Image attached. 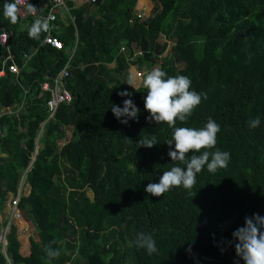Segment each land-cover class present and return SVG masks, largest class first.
<instances>
[{"label":"trees","instance_id":"1","mask_svg":"<svg viewBox=\"0 0 264 264\" xmlns=\"http://www.w3.org/2000/svg\"><path fill=\"white\" fill-rule=\"evenodd\" d=\"M135 1L74 6L64 0L74 26L55 16L60 25L51 34L62 42L59 50L41 43L44 33L39 40L29 38L37 16L18 8V23L12 24L3 13L13 0H0V33H6L20 69L14 74L8 61L3 64L0 106L23 100L16 115L0 116V213L15 193L44 122L24 176L28 189L17 203L36 240L28 238L27 253L21 255L10 224L0 264H45L43 246L51 240L61 249L52 264H244L232 233L244 226L246 216H264V0H151L141 21L133 15ZM130 43L142 55L126 60L118 48ZM73 44L62 81L71 99L44 121L49 93L40 91L39 83H51ZM6 54L0 45V68ZM143 63L157 65L167 76H186L191 90L206 94L176 127L200 129L209 118L220 125L216 148L230 153L228 167L215 174L205 167L196 176L193 197L183 187L161 197L144 190L176 162L168 156L174 144L164 143L173 129L146 120V89L128 84L129 65ZM123 90L131 96L117 95ZM129 98L140 112L122 124L111 107H123ZM257 116L261 123L252 129L247 122ZM66 127H73L76 137L59 144ZM151 135L160 143L138 147L140 137ZM2 217L0 227L6 222ZM138 232L153 234L158 253L148 255L130 244Z\"/></svg>","mask_w":264,"mask_h":264},{"label":"clouds","instance_id":"2","mask_svg":"<svg viewBox=\"0 0 264 264\" xmlns=\"http://www.w3.org/2000/svg\"><path fill=\"white\" fill-rule=\"evenodd\" d=\"M85 2H94V0H80V4ZM18 3L24 5L26 14L37 16L28 28V36L31 39L39 40L42 33L50 31L49 20L39 16L41 8H37L28 0L6 2L3 13L5 18L12 24L18 23ZM134 10L133 15L139 21L148 15V12L144 10L141 12H137V9ZM137 13L141 14L142 17L137 18ZM130 19L133 21V16ZM250 56L251 53H249ZM166 76L165 71L157 68L142 78V86L147 92L144 97V109L149 113L146 120L155 121L159 125L166 123L169 128L173 129L172 138L164 143L169 146L174 144V149H169L168 156L176 164L164 171L158 182L148 183L144 190L154 197H161L173 188L183 187L193 197L196 194V192L195 194L192 193V189L196 185L197 174L204 171L205 167L209 173L215 174L219 169L228 167L231 157L229 152L216 148L220 125L211 118L200 129L176 127L177 121L186 122L193 110L201 103L202 98L206 99L207 97L205 93H197L191 90V80L188 77L177 75L165 78ZM128 84L133 87L131 83ZM117 95L130 97L131 93L123 90L117 92ZM111 111L120 123L127 124L130 119H138L140 109L129 98L123 100V107L112 105ZM247 123L250 128L255 129L259 127L261 119L257 116ZM137 143L138 147L151 148L160 142L155 135H151L140 137ZM195 153H199V155ZM232 237L235 241V253L244 261V264H264V216L258 213H253L251 217L246 216L244 226L233 231ZM230 243L232 242L230 241ZM56 244V240H51L43 246L45 264H52V261L61 255V249L54 246ZM130 244L137 249H144L148 255L158 253L157 242L152 233L138 232Z\"/></svg>","mask_w":264,"mask_h":264},{"label":"built area","instance_id":"3","mask_svg":"<svg viewBox=\"0 0 264 264\" xmlns=\"http://www.w3.org/2000/svg\"><path fill=\"white\" fill-rule=\"evenodd\" d=\"M93 1V0H90ZM13 2H16V0H13ZM29 3L35 5L37 8H41V11L44 10V13L41 15L43 18L49 20L50 23V31L44 33V36L41 40L42 44H46L54 49H61L62 48V42L55 37L54 35L51 34L52 30L57 28L56 24L54 23L55 16L58 15L60 12L64 14L65 16V23L67 22L71 23L74 26V16L71 14L70 9L71 7L67 6L64 2V0H48L47 3H41V2H36L34 0H28ZM23 4L18 3V8L21 10L23 8ZM31 15V14H30ZM59 17V16H58ZM137 18H141V14L137 13L136 14ZM132 19H129V22H131ZM75 44V41H74ZM74 44L71 48L67 49L66 51L68 52L69 56L67 61L65 62L64 66L61 68V70L53 77L51 78V83L48 81H42L39 83V89L42 92H48L49 97L45 101V106L47 109V117L44 121L52 117L53 113L55 112L57 106L62 103H68L71 99V95L68 90H66L62 86V81L63 78L68 75V71L66 68V65L68 63V60L72 56L73 50H74ZM0 45L3 46L7 54L4 57L2 63H1V68H0V76L3 75L4 69H3V64L5 62H9L7 64V70L9 72H12L14 74H17L19 72V67L16 65V63L12 59V54L8 51V45H7V39H6V33L1 32L0 33ZM118 53H122L125 56L126 60H133L136 56L142 55V51L136 47L135 43H130L129 47L125 45H120L118 48ZM29 55L25 56L24 58L27 59ZM25 63V60L22 61V64ZM132 66V65H129ZM137 76H140V71L137 70L135 73ZM24 92V91H23ZM23 108V100L19 102L18 104H13L10 106L6 107H0V116L2 115H11L14 114L16 115L19 111H21ZM44 123V122H43ZM40 124V128L42 127V124ZM4 133L3 127L0 126V136H2ZM39 136H36L34 140V147L33 151L31 152V157L30 161L27 163L26 167L24 170L21 172L20 178L18 180V184L15 190L14 195H8L7 200H6V208H7V213L5 216L6 222L5 225L0 227V247L1 251L4 250L5 244H6V234L8 232L10 224L13 223L14 218H21V214L18 210L17 203L19 200V197L23 194H26L24 192V188L28 189L27 183L24 181V176L25 173L29 170L31 166V162L33 160V157L37 151V139Z\"/></svg>","mask_w":264,"mask_h":264},{"label":"rangeland","instance_id":"4","mask_svg":"<svg viewBox=\"0 0 264 264\" xmlns=\"http://www.w3.org/2000/svg\"><path fill=\"white\" fill-rule=\"evenodd\" d=\"M148 1L150 2V6H152V4H151L152 1L151 0H148ZM145 2H147V1H145ZM143 10H144V8L143 9L139 8V9H137V12L138 11L141 12ZM148 14H149V10H148ZM64 23H65V21L63 20V24ZM156 67H157V65H151V66L147 67V66H145L144 63L141 65H138V66H135V65L129 66L127 69V80L129 83H131L133 85V87H136L142 83V78H143L142 76H144L148 72L156 69ZM137 70L140 71V76H137L135 74ZM40 133H41V129H39L37 136H39ZM75 137H76V133H75L74 128L73 127H66L64 138L59 140L58 143L61 144L67 140L74 139ZM26 190H27V188H24V192H26ZM6 210H7V208H6V202H5L4 208H3L2 212L0 213V220H1V218H3L2 216H6V213H7ZM12 224L15 226L16 237H17V240L19 241V253L21 255H25L27 253V248H28V238H33L34 240H36L35 231L31 225V223L29 222V220L22 215H21V218H14Z\"/></svg>","mask_w":264,"mask_h":264},{"label":"crops","instance_id":"5","mask_svg":"<svg viewBox=\"0 0 264 264\" xmlns=\"http://www.w3.org/2000/svg\"><path fill=\"white\" fill-rule=\"evenodd\" d=\"M142 1V2H141ZM145 1H147V2H145ZM136 0V2H135V4H134V8L133 9H139V8H144V10L146 11V12H148V10L151 8V6H150V2L148 1V0ZM73 4H74V6L76 5V6H78L79 4H80V1L79 0H73ZM58 16H59V21H60V23H62L63 24V20L65 21V16H64V14L63 13H59L58 14ZM59 25L60 24H56V26L57 27H59Z\"/></svg>","mask_w":264,"mask_h":264},{"label":"bare ground","instance_id":"6","mask_svg":"<svg viewBox=\"0 0 264 264\" xmlns=\"http://www.w3.org/2000/svg\"><path fill=\"white\" fill-rule=\"evenodd\" d=\"M60 50V49H59ZM65 87V86H64ZM67 89V88H66ZM68 90V89H67ZM48 121V120H47Z\"/></svg>","mask_w":264,"mask_h":264}]
</instances>
